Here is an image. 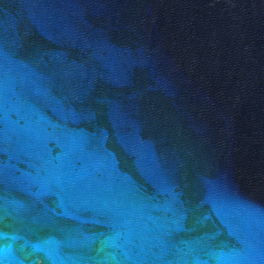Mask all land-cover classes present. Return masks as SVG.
<instances>
[{"label":"water","instance_id":"1","mask_svg":"<svg viewBox=\"0 0 264 264\" xmlns=\"http://www.w3.org/2000/svg\"><path fill=\"white\" fill-rule=\"evenodd\" d=\"M0 264H264V0H0Z\"/></svg>","mask_w":264,"mask_h":264}]
</instances>
